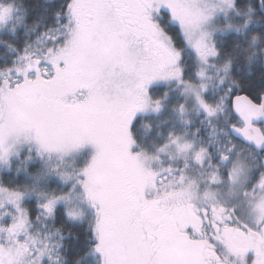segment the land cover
<instances>
[{
  "label": "snow or ice",
  "instance_id": "obj_1",
  "mask_svg": "<svg viewBox=\"0 0 264 264\" xmlns=\"http://www.w3.org/2000/svg\"><path fill=\"white\" fill-rule=\"evenodd\" d=\"M0 264H264V0H0Z\"/></svg>",
  "mask_w": 264,
  "mask_h": 264
}]
</instances>
